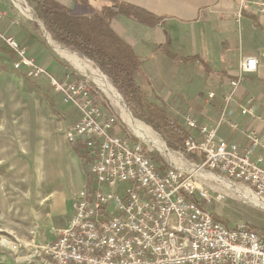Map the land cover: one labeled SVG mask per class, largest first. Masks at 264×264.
<instances>
[{
	"label": "built area",
	"instance_id": "obj_1",
	"mask_svg": "<svg viewBox=\"0 0 264 264\" xmlns=\"http://www.w3.org/2000/svg\"><path fill=\"white\" fill-rule=\"evenodd\" d=\"M235 1L240 17L246 12L264 16V0ZM0 37L16 53L15 70L26 66L29 77L31 73L47 76L14 38L1 33ZM257 71L255 58L242 59L219 126L226 122L243 81ZM51 79L64 102L81 115L67 139L73 147L81 143L86 147L94 187H86L76 200L72 225L45 249V263L264 264V236L247 225L228 228L217 221L207 209L211 200L198 178V173H214L264 200L263 157L255 159L251 149L219 139V126H202L184 113L183 124L190 130L186 151L201 155L194 163L199 172H192L178 166L173 151L155 140L153 133L143 136L135 131L134 138L119 134L117 118L97 104L87 81ZM241 112L252 121L259 119L252 109L245 107ZM247 134L256 146H264L255 131ZM156 157L169 163L163 173L158 171Z\"/></svg>",
	"mask_w": 264,
	"mask_h": 264
},
{
	"label": "rangeland",
	"instance_id": "obj_2",
	"mask_svg": "<svg viewBox=\"0 0 264 264\" xmlns=\"http://www.w3.org/2000/svg\"><path fill=\"white\" fill-rule=\"evenodd\" d=\"M0 11L5 14V19L0 20L1 34L15 38L27 53L26 41L31 35H37L40 40L47 37L50 42L46 52L42 46L32 56L47 76L42 78L31 73L29 81L15 70L13 65L18 59L11 60L6 54L7 44L0 37V264H52L49 260L44 262L45 249L72 225L74 204L86 189L90 166L75 154L67 139L68 132L81 115L63 101L61 94L57 101L49 102L47 93L56 94L51 78L62 81L71 75L77 76L73 81H87L97 104L106 114L117 118L119 134L134 138L140 133H136L128 122L127 111L135 122L153 133L155 140L169 146L163 135L135 119L130 109L113 101L97 84L93 78L95 74L105 79L106 87L124 101L108 78L90 61L68 50L73 58L64 55L62 50L65 49L53 42L44 30L31 0H0ZM36 24L40 30L36 29ZM56 54L64 59V65H68L64 67L66 70L56 64L58 60H53ZM52 61L53 69L48 65ZM55 66L60 67L62 73L54 74ZM168 111L176 118V110ZM184 113L187 112L179 111L176 118L182 124ZM173 155L179 159L177 163L172 161L178 166L184 165L192 172L198 170L194 163L186 162L183 153L173 151ZM161 157L169 168V163ZM198 176L211 200L207 209L214 216L228 228L247 225L264 236V203L260 202L264 200L223 176L209 172L198 173Z\"/></svg>",
	"mask_w": 264,
	"mask_h": 264
},
{
	"label": "crops",
	"instance_id": "obj_3",
	"mask_svg": "<svg viewBox=\"0 0 264 264\" xmlns=\"http://www.w3.org/2000/svg\"><path fill=\"white\" fill-rule=\"evenodd\" d=\"M54 1L76 15L113 6L111 0ZM117 1L133 5L159 20L152 26L122 14L112 24L140 59L142 82L149 87L151 101L159 100L168 110H176V118L184 110L200 125L217 128L240 62L248 57L258 61L257 73L243 81L229 107L226 122L219 126L218 138L251 149L255 159L264 158V146H256L247 134L252 129L264 144V16L246 12L240 17L235 0ZM32 37V44L39 40L40 50L42 40L37 35ZM42 38L47 42L46 52L50 42L47 37ZM55 56L56 64L66 70L68 65H64V59ZM48 65L51 68L53 61ZM56 73H62L58 66H55ZM67 77L77 79V76ZM93 78L107 93L106 84H100L102 77L95 74ZM245 107L253 110L258 121L242 115Z\"/></svg>",
	"mask_w": 264,
	"mask_h": 264
},
{
	"label": "trees",
	"instance_id": "obj_4",
	"mask_svg": "<svg viewBox=\"0 0 264 264\" xmlns=\"http://www.w3.org/2000/svg\"><path fill=\"white\" fill-rule=\"evenodd\" d=\"M111 1H113V6L103 7L101 10L93 9L90 14L86 15H76L54 0H31V3L37 18L44 24L46 31L56 44L90 61L96 69L108 78L123 97L135 119L143 121L155 132L163 135L171 150L182 152L188 161L197 163L201 155L186 151V140L190 134L189 128L172 117L167 107L161 104L159 100L151 101L149 87L142 82L143 66L140 59L132 46L119 35L112 24L114 19L122 14L131 15L134 19L152 26L159 20L144 14L141 9L133 5L117 0ZM35 26L37 30H40L38 24ZM32 38L31 35L26 41L28 42L27 57L29 59L33 58V54L36 55L34 51L39 48V41L37 40V44H32ZM40 43L44 47L47 46V42L43 38ZM4 49L11 60L16 59L14 50L8 45H5ZM35 63L39 66L36 59ZM18 72L27 80L30 79L29 69L26 66H23ZM54 92L56 94L47 93V96H50L49 102L50 100L57 101L59 93L57 90ZM72 148L79 158L87 159L88 151L82 143L77 147L72 146ZM154 161L160 173L168 168L160 158L156 157ZM86 187L88 190L94 187L90 175L87 178ZM216 219L223 222L218 217ZM223 223L226 225L225 222Z\"/></svg>",
	"mask_w": 264,
	"mask_h": 264
},
{
	"label": "bare ground",
	"instance_id": "obj_5",
	"mask_svg": "<svg viewBox=\"0 0 264 264\" xmlns=\"http://www.w3.org/2000/svg\"><path fill=\"white\" fill-rule=\"evenodd\" d=\"M62 52L68 58H73V56L68 51L62 50ZM83 68H85V67H83ZM104 80L105 79H101L100 80V84L104 85ZM106 91H107L108 95L111 97V99L113 101H115L118 104H120V103L123 104V102L120 100L119 96L117 94H115V92L113 90H110V89H107L106 88ZM124 112H125V110H124ZM126 114H127L128 122L132 125V127L135 129V131L142 133L143 136L148 135L147 134L148 132H146V130H145V129H147V128H145V126H143L142 124H138L137 122H135L134 119L131 118V115L127 111H126ZM195 171L196 172H199L198 170H195ZM260 202L264 203L263 201H260Z\"/></svg>",
	"mask_w": 264,
	"mask_h": 264
},
{
	"label": "water",
	"instance_id": "obj_6",
	"mask_svg": "<svg viewBox=\"0 0 264 264\" xmlns=\"http://www.w3.org/2000/svg\"><path fill=\"white\" fill-rule=\"evenodd\" d=\"M43 27H44V24H43ZM44 29H45V27H44ZM46 30V29H45ZM47 32V31H46ZM48 33V32H47ZM48 35H49V33H48ZM50 36V35H49ZM123 102V104L127 107V109L129 110V108H128V106H127V104L125 103V101H122ZM129 113V112H128ZM130 115H131V113H130Z\"/></svg>",
	"mask_w": 264,
	"mask_h": 264
}]
</instances>
